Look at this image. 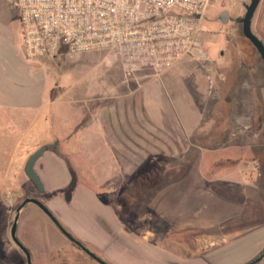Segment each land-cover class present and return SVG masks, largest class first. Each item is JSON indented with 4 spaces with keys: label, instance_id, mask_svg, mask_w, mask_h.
I'll return each mask as SVG.
<instances>
[{
    "label": "rangeland",
    "instance_id": "rangeland-1",
    "mask_svg": "<svg viewBox=\"0 0 264 264\" xmlns=\"http://www.w3.org/2000/svg\"><path fill=\"white\" fill-rule=\"evenodd\" d=\"M231 1L218 0L217 22L210 18V15L204 17L203 28L205 31L202 34L204 47L207 51L214 52L215 56L218 55L217 53L221 48H224V43L227 39L236 38L238 37L237 35L247 39L242 31V23L235 22L237 34L230 26L224 25L220 17L222 13L230 11L229 4H231ZM236 1L239 2V0ZM8 6L12 8L6 0H0L1 8ZM216 38H219L220 42L215 43L212 41V39ZM247 40L250 41L249 39ZM211 52L209 53V58L192 60L194 63L200 64V67L204 69L203 65L207 59L210 60ZM41 59L44 60L45 67L51 71L49 80L52 82L51 77L54 78L51 75L52 73L57 76V82L60 83H56L55 86L65 89L64 94L60 93L61 95L58 96L59 100H67L71 103L74 98L81 96L82 106L88 109L91 107V111L95 110L92 114H87L88 120L86 122L90 124V118L94 122H96V118H99L97 120L99 125H90V127L88 125L86 137L93 140L98 138L99 140L93 141L94 147L92 151L89 147L91 143L87 141V146L83 147L85 150L79 149V151L74 152V149L77 148V143L75 142H79L77 138L84 131L86 120L84 119L82 125L81 123H76L72 127H67V134H70V137L62 140H59L60 138L57 139L58 135L55 138V131L53 130L56 129V126L51 127L49 142L37 143L34 147L36 149L30 152L27 158H23V156L13 158L8 153L1 152L3 157L2 155L0 156L2 165L0 170L2 169L3 172L0 177L4 178L6 183L2 184L3 188H0V264H27L25 252L12 239L11 226L18 205L28 194L34 195L36 198L42 199V201L44 200L47 205L51 204L52 200L57 196H62L65 203H67L65 199H68L69 193L65 194V190L57 191L55 194L48 191H39L25 171L30 155L42 146H47V149L38 158L39 160L51 150L62 154L61 156L65 160L70 179L76 180V185L72 183V185H75L72 189L73 195L76 196L78 193L81 195V192L95 195V198L85 199L86 202H83L84 207H86V209H82L86 214L84 216L87 220L85 226L99 225L111 236V241H113H110L111 243L107 245L104 251H98V255L111 264H121L122 253L128 246V242L134 249L133 251H137L138 241L144 238L146 240L150 239L151 243L157 245V247L154 246L151 249L143 247L144 250L149 253L161 254V256H165L166 253L167 255L173 254L172 257L176 259L175 256H177L179 259L176 262L172 260L177 264H241L240 262L244 260V257L252 254L257 244L261 241L262 227L243 230L241 235L236 238H230L226 245H222V247H225L223 250H229L234 247L235 250L231 256L228 255L225 259L219 258L217 262L214 261V257L211 258L212 256L208 259L201 257L199 260H190L191 263H187L185 260L180 261L186 255L179 251L176 246H170L171 241L175 238L168 236L170 233V229L168 230L169 225L168 227L166 225V230H164V220L169 221L178 217H182L185 220L186 217L189 219L193 214H195L194 218L195 216H201V212H211L209 209L211 204L208 202L212 199L203 200L206 197L199 196L202 193L201 189H184L185 193L188 191L187 194L190 197L192 196L197 200L200 199V202L197 204L193 203L192 207H182L174 204L182 197V191L177 189V191L171 192L167 187L171 183L186 181V177L189 180L192 166L200 164L203 159L192 157L193 152H189V156H186L185 152L184 155H181L180 147L173 140L172 135L165 132L164 130L166 129L164 127L161 131L157 126L153 125L148 111L142 108L144 98L150 95L149 92L153 93L151 94L152 98L163 97L162 100L171 102V93L165 87V82L170 80V82H179V85L182 82L185 83L190 76L188 69L183 68L178 70V72L172 73L169 71L167 73L168 69L161 75H155L149 69L125 73L118 53L110 48L82 53L59 51L54 55ZM164 77L169 78H166L165 81ZM218 79H220L219 86L234 85L232 82L221 81L220 77ZM74 89L81 90L82 94H78ZM228 94L232 95L233 92L230 90ZM54 97L56 98L57 95L55 94ZM52 99L54 98L52 97ZM176 99L177 101L179 100L178 97ZM168 101L167 105L169 104ZM81 102H72V105L77 107ZM159 103L166 105L164 102ZM171 104L173 106L172 114L169 112V104L168 114L164 112L157 118L160 117L162 125L176 134V132L181 131V128H184L182 124L187 123L189 120L188 117H184L181 111V118L176 113L177 106L182 107V105H185L183 100L176 103L172 102ZM185 109V106L182 107L184 113L187 114ZM198 109L200 112L203 110L201 106ZM219 109L220 107L218 106L217 113ZM217 113L214 111V116L208 118L215 121ZM231 113V111L227 112L228 115ZM205 127L201 123L198 131H203ZM235 128L228 125L225 128V130L227 129L226 131H222L223 127H220L214 132L224 135L225 144V142L230 140V137L233 140L235 139L233 138L235 132L237 134ZM252 128L261 133L259 118ZM259 139L262 140V138ZM212 160V158H206L203 161L208 164ZM37 164L36 161L35 165ZM259 170H262V172L257 175V179L252 180L247 185L234 184V182L230 185L225 184L226 188L214 191L207 187L205 191L206 194L209 193L212 197H215V192L224 195V201L231 204L222 205L220 208H224V213L235 214L234 217L240 216L241 226H260L264 224V167L260 166ZM204 172H207V170ZM201 175H194L195 182H202ZM148 183H150L149 186H147ZM160 190L163 192L161 205L160 207H155L154 203L155 201L157 202L155 196ZM176 192H178L177 196L173 194ZM192 192L193 195H191ZM96 194L99 199H96ZM76 197L73 198L72 196L70 199L71 205L78 201V197ZM77 203H80V201ZM204 204L207 206H204ZM50 208H53L52 204ZM101 208L109 212L112 210L115 217L111 218L107 216L109 214H106L104 219L101 214L96 213ZM55 212L62 224L74 233L75 230L69 227V224L61 217L60 213L58 211ZM161 218L162 222H157ZM251 219H257V221H250ZM220 223H225L226 226L233 224L229 221H221ZM159 225L161 226L159 227ZM194 225V228H191V236H194L193 240L196 247L194 246L193 251L190 249L193 256L200 254L203 251V247L212 241V239L203 236L210 233L211 231L209 230L216 229L209 228L205 222L194 223ZM17 234L33 255V264H100L67 238L52 219L33 202L27 203L22 209ZM186 239L185 237L176 238V240H181V242H186ZM187 240L191 241L192 238ZM82 241L91 249L93 248L89 242ZM113 254L117 258L116 260L111 259ZM263 259L261 260L263 262L260 261L258 264H263ZM134 260L137 261V258Z\"/></svg>",
    "mask_w": 264,
    "mask_h": 264
},
{
    "label": "crops",
    "instance_id": "crops-1",
    "mask_svg": "<svg viewBox=\"0 0 264 264\" xmlns=\"http://www.w3.org/2000/svg\"><path fill=\"white\" fill-rule=\"evenodd\" d=\"M250 1L239 0L238 2L232 0L229 4L230 11H226L220 16L223 24L230 26L238 34L235 22L240 23L238 20L242 17L246 4ZM6 2L8 3L7 0ZM217 12L218 5L216 3L207 11L206 16L210 15V18L217 22ZM252 30L264 42V0H260L252 18ZM237 36L236 38L227 39L224 48L219 50L217 56L214 55V52L205 49L208 56L210 52L212 55L210 60L205 61L204 69L200 67V64L194 63L189 58L182 59L170 68L167 73L169 71L172 73L178 72V70L184 68L189 70L188 74L190 75L189 79L180 85L179 82H170V80L165 82V87L171 93V102L162 100L163 97L152 98L151 94L153 93L149 92L150 95L144 98L143 107L141 106L143 110L148 111L153 125L161 131L164 127L166 129L164 131L172 135L173 140L180 147L181 155H184L185 152L186 156H189V152H193L192 157L203 160L206 158L213 159L208 164L202 160L200 164L193 165L189 180L186 177V181L171 183L167 187L171 192L177 191V189L182 192H184V189H201L202 193L199 196L206 197L203 200L212 199L208 202L211 204L209 207L210 214L201 212V216L193 218L195 215L193 214L189 219L186 217L185 220L178 216L173 220H164V230H166V225L167 227L169 225L168 230L170 229V233L168 236L175 238L171 241L170 246H176L179 251L186 255H183L185 257L180 260L181 262L185 260L187 263H191L190 260H199L201 257L208 259L210 256H212L211 258L214 257L216 262L219 258L225 259L228 255L231 256L235 249L233 247L229 250H223L225 247H222V245H226L230 238H236L241 235L243 230H249L250 228L262 227L261 241L252 254L244 257V260L240 263H248L264 250V224L260 226H241L240 216L234 217L235 214L224 213V208H220L222 205L231 204L224 201V195L215 192V197H212L209 193H205L207 187L215 191L226 188L225 184L230 185L234 182V184L247 185L252 180L257 179V175L262 172V170H259L260 166L264 167V61L250 41L241 38L239 35ZM212 41L215 43L220 42L219 38L212 39ZM203 70L205 71L203 72ZM50 72L45 67L43 59L30 60L25 57L22 47V23L19 12L9 6L6 8L0 7V156L2 155L1 152H4L13 158L19 156L27 158L29 153L36 149L34 147L37 143L49 142L51 127L56 126V129L53 130L55 131V138L58 135L57 139L62 140L70 137V134H67V127H72L76 123L82 125L84 119H86L84 131L77 138L79 142H75L77 148L74 149V152L79 151V149L85 150L83 147L87 146V141L91 143L89 147L92 151L93 141L99 140L98 138L93 140L86 137L88 125L89 127L90 125H99L97 121L99 118L96 117V122L92 121V118H90V124L86 122L88 120L87 114H92L95 110L91 111V107L89 109L83 107L81 96H77L72 101L73 103L81 102L77 107L73 106L70 101L59 100L58 96L64 94L65 89L55 86L56 83H60L57 82V76L52 73L51 75L54 78L51 77L52 82L49 80ZM219 77L221 81L232 82L234 85L219 86ZM164 78L166 81V78L169 77ZM230 90L233 92L232 95L228 94ZM76 91L78 94H82L81 90L77 89ZM55 94L57 95L56 98L54 97ZM182 100L185 103L182 107H186L187 114L184 113L181 106H177L176 113L181 118V111L184 117H188L189 121L183 123L182 127L184 126V128H181V131L175 134L162 125L160 117H157L164 112H168L169 104V112L172 114L173 106L171 103L181 102ZM167 101L169 102L168 105L166 104ZM159 102H164L166 105H161ZM200 106L203 109L202 112L198 109ZM218 106L220 109L217 113ZM214 111L217 113L215 121L209 119L214 116ZM228 111L232 113L228 115ZM258 118L261 124V133L252 128ZM201 123L202 126L206 127L199 132ZM228 125L236 127L237 134L235 132L234 137L232 136L235 138L234 140L230 137V140L224 144V135L214 131L220 127H223L222 131H224ZM95 132L97 133V131ZM97 135L99 134L97 133ZM82 136L84 137L82 138ZM259 138H262V140ZM61 155L51 150L43 155L40 160H37L38 164L34 168L42 180L44 191L53 192V194L57 191H64L71 180L65 160ZM206 170L207 172H204ZM2 172L1 169L0 174ZM195 174H202V182H195ZM31 182L33 181L31 180ZM5 183L6 180L0 177V188H3L2 184ZM149 185L150 183L147 186ZM182 192V197L174 204L182 207H192L193 203L200 202V199L190 197L187 194L188 191L184 194ZM162 193L160 190L155 196L157 200L154 203L155 207H160ZM173 194L177 196L178 192ZM191 195H193V192ZM72 196L73 198L77 196L80 203H77V201L71 205L70 199ZM76 196L72 194L70 199L64 198L67 203H65L62 196H57L51 202L53 205L51 210L60 213L61 217L69 224V227L76 231H74V234L79 239L89 242L97 252L104 251L107 245L113 241H111V236L99 225L85 226L87 220L84 216L86 214L84 210L82 211V209H86L83 203L86 202L85 199L90 200L95 195L81 192V195L78 193ZM51 204L49 203L50 207ZM204 206L207 205L204 204ZM96 213L101 214L104 219L106 214H109L107 216L111 218L115 217L112 210L109 212L104 208H101L100 211L97 210ZM221 221H229L233 224L226 226L225 223L221 224ZM250 221H257V219H251ZM157 222H162V218ZM202 222H205L209 228L216 229L209 230L211 232L203 236L212 239V241L203 247L200 254L193 256L190 249L193 251L196 244L193 240L194 236H191V228H194V223L200 224ZM154 231L156 232V230ZM182 237L192 238V240L188 241L186 239V242L176 240V238L181 239ZM154 246L157 247L155 243L150 242V239L146 240L144 238L138 241L137 251H133L134 249L128 242V246L122 253L121 264H177L174 262L179 259L177 256H175L176 259L172 257L173 254L167 255L166 253L165 256H161V254L149 253L143 249V247L151 249ZM108 252L110 253V251ZM175 254L177 253L175 252ZM135 258H137V261L134 260ZM111 259L116 260L117 258L113 254Z\"/></svg>",
    "mask_w": 264,
    "mask_h": 264
},
{
    "label": "built area",
    "instance_id": "built-area-1",
    "mask_svg": "<svg viewBox=\"0 0 264 264\" xmlns=\"http://www.w3.org/2000/svg\"><path fill=\"white\" fill-rule=\"evenodd\" d=\"M20 14L30 60L110 48L125 73L161 75L185 58L208 57L204 17L218 0H7Z\"/></svg>",
    "mask_w": 264,
    "mask_h": 264
},
{
    "label": "water",
    "instance_id": "water-1",
    "mask_svg": "<svg viewBox=\"0 0 264 264\" xmlns=\"http://www.w3.org/2000/svg\"><path fill=\"white\" fill-rule=\"evenodd\" d=\"M260 0H251L250 3L246 4V12L243 17H241L238 21L242 23V31L243 34L246 36L247 39L250 40V42L256 47L258 52L261 55V58L264 61V42L262 39H260L252 30V18L255 14V11L259 5ZM47 149V146H42L39 149H37L33 154L30 155V157L27 160L25 171L27 175L32 178L39 186V188L43 189V183L41 181L40 176L37 174V172L34 169V165L37 161V159L42 155V153ZM70 199V195L67 197ZM1 199V196H0ZM33 202L37 204L51 219L52 221L57 225V227L62 231V233L69 238L72 242H74L76 245H78L81 249H83L87 254L92 256L95 260H97L100 264H111L107 260L103 259L101 256L97 255L94 251L89 249L81 239L77 238L70 230H68L60 221V219L55 215V213L50 209V207L45 204L43 201L39 200L35 197H26L17 207L15 218L13 221V224L11 226V236L12 239L15 241V243L25 252L27 257V264H32V254L29 250V248L21 242V240L18 237V226H19V218L21 215L22 209L26 206L27 203ZM264 258V251L249 261L246 264H258L262 259Z\"/></svg>",
    "mask_w": 264,
    "mask_h": 264
},
{
    "label": "flooded vegetation",
    "instance_id": "flooded-vegetation-1",
    "mask_svg": "<svg viewBox=\"0 0 264 264\" xmlns=\"http://www.w3.org/2000/svg\"><path fill=\"white\" fill-rule=\"evenodd\" d=\"M38 160V159H37ZM34 167H35V165H34ZM35 169V168H34ZM32 181H33V183H34V185H36V188L39 190V191H44V187H43V189L41 190L40 188H39V186H38V184L32 179V178H30ZM75 180V179H74ZM42 181V180H41ZM72 183L73 184H75L76 185V180L75 181H73V180H70V182L68 183V185H67V188H66V190H65V194H67V193H69V195H70V198H71V195H72V189L75 187V185H72ZM26 197H35L36 198V196H34V195H30V194H28ZM25 197V198H26ZM24 198V199H25ZM64 198H65V195H64ZM39 199V198H38ZM39 200H41L42 201V199H39ZM43 202L45 203V204H47L44 200H43ZM49 206V205H48ZM51 209V208H50ZM54 212V211H53ZM55 213V215H56V212H54ZM58 217V216H57ZM74 234V233H73ZM75 235V234H74ZM76 236V235H75ZM77 237V236H76ZM78 238V237H77ZM22 242V241H21ZM89 255V254H88ZM92 257V256H91ZM93 258V257H92ZM26 259H27V257H26ZM32 264H33V255H32Z\"/></svg>",
    "mask_w": 264,
    "mask_h": 264
},
{
    "label": "trees",
    "instance_id": "trees-1",
    "mask_svg": "<svg viewBox=\"0 0 264 264\" xmlns=\"http://www.w3.org/2000/svg\"><path fill=\"white\" fill-rule=\"evenodd\" d=\"M245 15V14H244ZM244 15H242V17L244 16ZM84 243V242H83ZM85 244V243H84ZM86 245V244H85ZM87 246V245H86ZM89 249H91L89 246H87ZM92 251H94L97 255H98V252L96 251V250H94V249H91ZM100 256V255H99ZM104 259V258H103ZM110 263V262H109Z\"/></svg>",
    "mask_w": 264,
    "mask_h": 264
}]
</instances>
